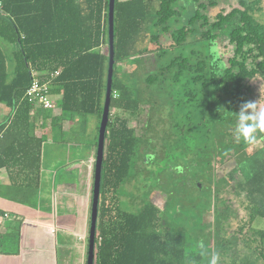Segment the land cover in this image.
<instances>
[{
  "label": "trees",
  "instance_id": "1",
  "mask_svg": "<svg viewBox=\"0 0 264 264\" xmlns=\"http://www.w3.org/2000/svg\"><path fill=\"white\" fill-rule=\"evenodd\" d=\"M192 1L187 14L183 0H115L94 264H209L213 255L218 264H264V133L253 143L235 133L241 104L264 101L256 84L264 86V23L256 17L264 0L229 3L214 18L208 8L218 0ZM0 6V103L11 109L0 122V169L27 198L40 181V117L55 132L66 119L95 115L99 129L109 0ZM224 37L227 57L217 41ZM10 45L17 46L12 62ZM33 79L61 95L59 115L33 108L25 96ZM125 184L142 189V201H128L139 202L136 211L124 209ZM155 190L167 195L163 208L149 197Z\"/></svg>",
  "mask_w": 264,
  "mask_h": 264
},
{
  "label": "crops",
  "instance_id": "2",
  "mask_svg": "<svg viewBox=\"0 0 264 264\" xmlns=\"http://www.w3.org/2000/svg\"><path fill=\"white\" fill-rule=\"evenodd\" d=\"M9 48L12 62L17 46ZM53 97L59 103L61 95ZM10 113L0 103V122ZM60 113V109L53 112ZM77 121L78 116L66 119L61 132L66 134ZM42 122L40 117L36 134L46 140L34 195L25 198L8 170L0 169V264H87L96 147L81 157L77 141H69L66 158L47 160L43 148L47 141L56 140L49 135L52 127Z\"/></svg>",
  "mask_w": 264,
  "mask_h": 264
},
{
  "label": "rangeland",
  "instance_id": "3",
  "mask_svg": "<svg viewBox=\"0 0 264 264\" xmlns=\"http://www.w3.org/2000/svg\"><path fill=\"white\" fill-rule=\"evenodd\" d=\"M183 1L184 3L182 4L184 5V7H186L185 11L187 12V14L188 13L190 14V12L194 10L195 4H192L194 2L192 0H183ZM207 1L208 0H202V2H205V3ZM236 2H238V0H218L219 5L213 6L212 8H208L210 9L209 12L208 10L205 12H208L211 15V17L214 18L215 15L219 12V8H221V6H227L229 5V3L230 4L235 3L233 4V6H238V3ZM186 16L184 18H186ZM256 17L264 23V1L262 4V9L256 13ZM188 40H193V38H189ZM217 41L219 44L218 46H219L220 51L224 54L225 57H227V55L231 52V48L228 47L227 38L226 37L219 38ZM10 67H11V64H10ZM257 82H258L256 83L257 89L258 88L260 89V91L257 90L258 91L257 94H261L264 91V86L261 81H257ZM256 101H257L259 108H264L263 100H259V97H258ZM56 103H57V107H59V103L58 102ZM84 119L85 121H83ZM98 120H99L98 117L95 115H89L86 118L78 116V121L74 124L73 128L70 131H68L66 134L61 132L60 130H57V131L55 130V132L54 130L50 131L49 135L52 138L54 137L53 135H55L58 141L56 142V141H53L51 138H49V140L50 139L51 140L46 142L47 144L43 148V152H46L45 153L46 159L48 160L49 157H52L55 159L66 158V156L64 157L63 155H65V151L67 150V144L69 141H77L79 155L81 157H86L90 153V148L96 147L95 149H97V146L95 145L98 142V131H99V129H97ZM135 123H136L135 121L132 122V124H135ZM167 126H168V123L166 120V123H162L160 127H167ZM93 168H94V165H93ZM139 180L141 182L142 179H139ZM135 182L136 181L132 183H135ZM228 190L232 191L231 185L228 186ZM141 191L142 189L139 190L137 184H132L130 187H128L126 184L123 186L121 190V194L123 196L122 199L124 200V209L128 211H136L140 207L139 202L137 203L133 201V203L132 202L128 203V201L130 200V198H136L137 201H142L143 194ZM210 193L211 195L209 196L210 198L208 201L209 209L205 211V216H204V221L206 223H210L213 221V196H212V192ZM149 197L151 201L157 204L160 208H163L167 200V195L160 190L152 191ZM261 222L264 223V221H261ZM244 253L245 252H243V254Z\"/></svg>",
  "mask_w": 264,
  "mask_h": 264
},
{
  "label": "water",
  "instance_id": "4",
  "mask_svg": "<svg viewBox=\"0 0 264 264\" xmlns=\"http://www.w3.org/2000/svg\"><path fill=\"white\" fill-rule=\"evenodd\" d=\"M114 13L115 0H109V70L105 103L99 125L98 142L96 149V156L94 161V176H93V193L91 201V220L88 237V258L87 264H94L95 260V246L97 222L99 215V202L101 193L102 167L105 155L106 129L109 122V112L111 104V92L113 83V72L115 64V50H114Z\"/></svg>",
  "mask_w": 264,
  "mask_h": 264
},
{
  "label": "clouds",
  "instance_id": "5",
  "mask_svg": "<svg viewBox=\"0 0 264 264\" xmlns=\"http://www.w3.org/2000/svg\"><path fill=\"white\" fill-rule=\"evenodd\" d=\"M237 113L235 133L237 139L246 143H253L257 133H264V108H259L257 101L241 104ZM209 264H218V256L213 255Z\"/></svg>",
  "mask_w": 264,
  "mask_h": 264
},
{
  "label": "built area",
  "instance_id": "6",
  "mask_svg": "<svg viewBox=\"0 0 264 264\" xmlns=\"http://www.w3.org/2000/svg\"><path fill=\"white\" fill-rule=\"evenodd\" d=\"M0 13L4 14L3 9L0 6ZM58 73V72H57ZM25 96L32 104L33 108L51 109L57 111L60 106L57 107V101L50 92V87L46 83L40 82L38 79H33L30 86L26 90Z\"/></svg>",
  "mask_w": 264,
  "mask_h": 264
}]
</instances>
